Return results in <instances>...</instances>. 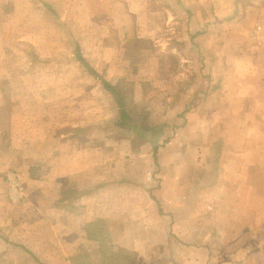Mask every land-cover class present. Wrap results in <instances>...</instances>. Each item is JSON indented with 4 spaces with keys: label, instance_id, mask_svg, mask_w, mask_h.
<instances>
[{
    "label": "crops",
    "instance_id": "obj_1",
    "mask_svg": "<svg viewBox=\"0 0 264 264\" xmlns=\"http://www.w3.org/2000/svg\"><path fill=\"white\" fill-rule=\"evenodd\" d=\"M0 264H264V0H0Z\"/></svg>",
    "mask_w": 264,
    "mask_h": 264
},
{
    "label": "trees",
    "instance_id": "obj_2",
    "mask_svg": "<svg viewBox=\"0 0 264 264\" xmlns=\"http://www.w3.org/2000/svg\"><path fill=\"white\" fill-rule=\"evenodd\" d=\"M118 99V98H117ZM120 101V100H119ZM122 103V102H121ZM130 118L131 121L135 122V119L126 112V110L124 108H122V104H121V109H120V119H124V118ZM120 121V120H119ZM118 124L123 125V126H128L127 124H124L122 121L118 122ZM137 124V123H136ZM138 125V124H137ZM151 129L150 126L146 125V124H140V130L138 131V133L135 135V142H144L147 140V132ZM134 145V144H133ZM136 146V145H134ZM131 260L130 254H126V262L128 263Z\"/></svg>",
    "mask_w": 264,
    "mask_h": 264
},
{
    "label": "rangeland",
    "instance_id": "obj_3",
    "mask_svg": "<svg viewBox=\"0 0 264 264\" xmlns=\"http://www.w3.org/2000/svg\"><path fill=\"white\" fill-rule=\"evenodd\" d=\"M57 32V31H56ZM61 34H64L65 32H60ZM73 68V65H69L68 67H67V69L68 70H70V69H72ZM72 71H73V69H72ZM34 78V79H36L38 76H31V78ZM44 77V79H45V81H50V82H59V83H66V84H68V83H73V74H63V75H59V76H57L56 78H54L53 76H43ZM58 77L60 78V79H58ZM132 77L131 76H126L125 77V81L127 82L126 84H125V86H127V85H133V81H132V79H131ZM56 79V80H55ZM127 79V80H126ZM125 91V89H123V92Z\"/></svg>",
    "mask_w": 264,
    "mask_h": 264
}]
</instances>
